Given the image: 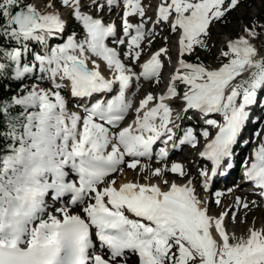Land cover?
Here are the masks:
<instances>
[{"label": "snow or ice", "instance_id": "6c2138e0", "mask_svg": "<svg viewBox=\"0 0 264 264\" xmlns=\"http://www.w3.org/2000/svg\"><path fill=\"white\" fill-rule=\"evenodd\" d=\"M241 2L160 0L152 20L143 0H43V7L0 0V78L36 81L0 97V264H130L133 257L134 264H264V226L253 223L238 236L228 230L229 212L210 214L201 196L222 166L231 167L246 109L257 102L258 91L264 92V25L245 26L243 35L229 39L216 67L197 55L210 48L212 26ZM116 7L122 9V36L103 15ZM61 9L82 26V38L74 31L63 39ZM133 16L138 23L130 22ZM150 22H166L177 34L174 70L164 91L148 92L134 106L127 95L133 82L137 89L141 79L159 87L163 57L171 58L169 48L161 47L140 63L143 42L156 35L147 29ZM49 37L63 42L49 47ZM110 38L127 50L110 46ZM30 42H39L44 51H35ZM44 81L49 86H41ZM65 90L89 102L70 111ZM176 101H182L184 113L201 114L204 124L216 129L214 135L207 128L200 133L207 143L198 155L211 168L199 169V186L182 163H166L174 138L193 148L199 144L191 127L177 137ZM209 114H220L222 123ZM158 142L165 146L156 158L164 163H143L153 158ZM125 169L141 178L118 182ZM244 169L264 198V143ZM69 195L78 212L67 205L57 214L47 211L48 198ZM224 195L214 193L216 205ZM234 204L247 213L255 201L236 197Z\"/></svg>", "mask_w": 264, "mask_h": 264}, {"label": "rangeland", "instance_id": "374dc122", "mask_svg": "<svg viewBox=\"0 0 264 264\" xmlns=\"http://www.w3.org/2000/svg\"><path fill=\"white\" fill-rule=\"evenodd\" d=\"M35 1L40 2L41 4L43 3V0H25L26 3L27 2L34 3ZM249 1L250 0H242L240 6L237 7L235 10L231 11L226 16L224 22H221V23H218L212 26L211 38L209 42L210 48L206 49V50H209V52L200 51L202 57L209 56L208 59L206 60L207 62L205 63L206 65L211 66V67L218 66L221 63V61L225 59V58L220 57L219 55L221 51L225 50L224 49L225 43L231 38H235L239 35H243L244 34L243 28L246 26V23L249 20H255L256 15L259 12L264 11V0H252L251 7L248 8L245 5V3ZM41 7H43V4L41 5ZM119 8L120 7H116L115 10L110 13V16L108 18H105L106 23L113 22L112 21L113 15H117L120 20ZM61 11H63L64 13V18L66 20V29H67V31L64 34L63 39H66L67 35L70 34L68 32L69 29L73 30V32L75 31L78 39L82 38V26L79 24V22H77L74 19V17L69 19L68 13L66 10L61 9ZM106 13L108 12L106 11L104 15ZM150 17H152V12L150 13ZM149 24L147 25V27L150 26ZM260 25H264V18L260 20ZM121 33L122 31H118V36H120ZM155 33L156 35L154 38L149 36L144 42L142 46L143 47L142 55L149 54L153 50L159 49L162 46H166L170 50L171 58H169L168 56H165V61H166V64L168 63L167 64L168 66L166 65V68L164 70L163 79L159 87H157L154 82L150 83L148 81L143 80L139 82V87L137 89V87L135 86L136 85L135 83L134 86L132 87L133 93H136V94H133L134 98L138 97L139 93L146 95L148 92L153 91L152 92L153 94L154 92L155 93L158 92V90L161 89V87L165 85L166 81H168L170 74L174 70V63H175L176 50H177L176 49L177 37H175L174 33H171L167 24L164 25L163 23L159 24V30H155ZM166 37H167V40L165 39ZM147 40H151V44H149ZM29 46L37 52L42 53L44 51L43 45H41L39 42H30ZM50 47H53V45ZM116 47L118 51H121V52L127 50L126 45H117ZM28 59H31V58L29 57ZM97 61L101 65L104 64L103 61H100V60H97ZM125 62L128 63L126 58H125ZM136 68L137 66L134 67L135 70ZM106 71H107L106 72L107 74L111 73L110 70H106ZM25 80L29 81V79H25ZM41 86L47 87L49 86V84L47 81H44V82H41ZM180 90H183L182 86ZM63 94L69 100V103H68L69 110L70 111H80V109L77 107L80 103L74 100L70 96L67 90H65ZM178 104L180 103H176V104L172 103L173 109L175 108L179 109L178 107L180 108L182 107V104L180 106ZM263 109H264V92L258 91L257 102L247 107L249 116L245 123V127L249 126L251 128L250 135L254 137V142H252V140L251 141L248 140V143H249L248 152L252 146H257L259 143H264V116H263L264 114L262 113ZM181 114L182 113L180 111L176 115H178L179 117ZM190 122H191V118L187 116L182 119L180 123L181 132L185 131L184 127L187 125H190L189 124ZM202 131L203 130H201V132ZM180 135H182V133ZM181 148H180L181 149L180 155L178 154V158H179L178 162L182 163L185 166V168H188L187 169L188 174H193V177H191L190 175L189 176L193 178L194 182L199 186L201 178L198 176V171L200 168L206 167V164H205L206 162L202 158L198 157L199 150L192 151L186 146H183V147L181 146ZM147 160L148 159H145V161ZM145 161H143V163H146ZM163 163L164 162H161L155 158H152L151 160H149L147 164H150L152 167H157V166H161ZM166 163L169 165V163H171V159H167ZM188 166H190L191 170L189 169ZM145 175H147V173H145ZM130 177H132L133 179L141 178L138 172L125 169V173L122 176L118 177V182H122L123 180H128L130 179ZM132 178L131 180H133ZM169 178L177 179L175 174H169ZM234 180H235V177H232V184L222 186L223 183L221 179L218 178L216 180V186L219 189L212 188L211 190L207 192L201 191V196L204 199V201L208 204L210 208V214L217 215L222 210H226L229 212L230 221H227L228 230L230 232H234L236 235L239 236V235H244L247 231V228L250 227L253 223H255V226L258 228L261 226H264V207L257 205L256 197L254 194L243 193L244 188L240 186L239 182L236 181L234 183ZM229 188L233 189V191L231 193L227 192V194L224 197H221V200H222L221 205H216L214 202L215 201L214 193L216 191H225V190L227 191V189ZM232 194H235V197ZM236 197H241L250 202L255 201V204L251 205L250 206L251 210L246 213L244 209L239 208L234 204V199ZM64 201L65 203L56 202V201L54 202L53 199L48 198L47 211L51 214H57L55 211L57 208H60L65 205L69 206L67 204L66 199ZM209 201L211 202L210 204H209ZM69 207L71 211L73 212H78L79 210V208L76 206H69ZM245 217H246V220H245ZM134 260H135V257L132 258V261H130V264H134Z\"/></svg>", "mask_w": 264, "mask_h": 264}, {"label": "bare ground", "instance_id": "6f19581e", "mask_svg": "<svg viewBox=\"0 0 264 264\" xmlns=\"http://www.w3.org/2000/svg\"><path fill=\"white\" fill-rule=\"evenodd\" d=\"M151 1V0H150ZM34 4H37L38 6H40L41 7V5L43 4H41L40 2H37V1H35L34 2ZM89 11H93L94 12V10H91V9H89ZM104 15V14H103ZM110 16V13H106L105 15H104V18H108ZM112 21L114 22H116V21H118V16L117 15H113V17H112ZM147 29H149V27H147ZM149 30H151V29H149ZM63 42V39H61V38H54V37H51V39H50V42H49V47L50 46H55L56 44H58V43H62ZM97 60H99V58H97ZM99 63V62H98ZM168 64V63H167ZM101 70L104 72V74L106 75V76H108V77H110L111 76V73H109V74H107L106 72V70H107V68H106V65L105 64H103V65H101ZM135 70V69H134ZM136 71V70H135ZM137 72H138V70H137ZM169 77V76H168ZM167 82V81H166ZM133 94H136V93H133V90L131 89L129 92H128V95H129V97L130 98H133ZM139 95H141L140 93H139ZM144 96H142V97H140V99H142ZM180 101H176L175 103H173V104H176V103H179ZM179 112V109H177V108H175L174 109V116H173V118H174V121H175V124L176 125H178L179 127H176V128H174V131H176V133H177V136H178V133L180 134V123H181V121H182V119L184 118V117H182L181 118V115L178 117V115H176L177 113ZM209 127V126H208ZM185 145V144H184ZM184 145H182V147L184 146ZM178 154H180V151H176V152H174L173 153V155H175V156H177ZM195 156H197V155H195ZM194 156V157H195ZM143 161H145V160H143ZM159 161V160H158ZM146 163H148L149 162V160H147V161H145ZM162 162V161H161ZM158 167V166H157ZM189 167V169H190V166H188ZM186 170L188 169V168H185ZM191 170V169H190ZM191 177H193V174H189ZM238 175H239V173H238V171H237V166H236V164L233 166V167H231V169L230 170H228L227 172H225V174H223V175H220L221 176V178H222V180H223V182L225 183V184H229L230 185V183H232V177H235V180H236V178L238 177ZM131 178L132 177H130V179H128V180H131ZM133 179V178H132ZM126 180H123L122 182H125ZM224 193H225V195L227 194V191L225 190V191H223ZM224 195V196H225ZM234 197H235V194H232ZM223 196V197H224ZM211 202L209 201V204H210ZM67 204H69V202L67 201ZM72 206V205H71ZM215 207V206H214ZM79 211V210H78ZM227 221H230V217H228L227 218Z\"/></svg>", "mask_w": 264, "mask_h": 264}, {"label": "trees", "instance_id": "16d2710c", "mask_svg": "<svg viewBox=\"0 0 264 264\" xmlns=\"http://www.w3.org/2000/svg\"><path fill=\"white\" fill-rule=\"evenodd\" d=\"M252 4V0H250L249 2H246L245 5L250 8ZM264 18V11L259 12L256 15V19L255 20H249L246 23V26H260V20ZM257 30H259V27H257ZM6 44H8L9 46H15V42H11V41H5ZM200 51H207L209 52V50L206 49H199L197 52V55L199 56L200 60L204 63H207L206 60L208 59L209 56H203L201 55ZM208 54V53H207ZM188 59H190V61L195 62L196 60V56H191ZM25 82V80H23L21 83L18 82H13L10 79L7 78V74H5V78H0V97H4V98H8L14 94L17 93V91L20 89L21 84H23Z\"/></svg>", "mask_w": 264, "mask_h": 264}]
</instances>
